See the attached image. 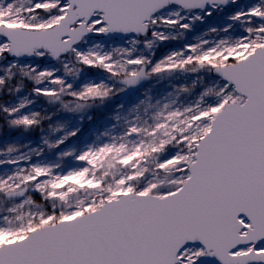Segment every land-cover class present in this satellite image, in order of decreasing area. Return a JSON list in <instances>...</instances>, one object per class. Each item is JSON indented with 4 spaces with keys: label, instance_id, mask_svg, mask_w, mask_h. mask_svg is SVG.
I'll return each mask as SVG.
<instances>
[{
    "label": "snow or ice",
    "instance_id": "obj_1",
    "mask_svg": "<svg viewBox=\"0 0 264 264\" xmlns=\"http://www.w3.org/2000/svg\"><path fill=\"white\" fill-rule=\"evenodd\" d=\"M0 264H264V0H0Z\"/></svg>",
    "mask_w": 264,
    "mask_h": 264
}]
</instances>
